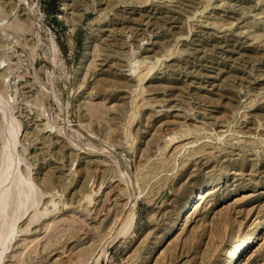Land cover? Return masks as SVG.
<instances>
[{"label":"rangeland","instance_id":"1","mask_svg":"<svg viewBox=\"0 0 264 264\" xmlns=\"http://www.w3.org/2000/svg\"><path fill=\"white\" fill-rule=\"evenodd\" d=\"M0 104V264H222L264 222V0H0Z\"/></svg>","mask_w":264,"mask_h":264},{"label":"bare ground","instance_id":"2","mask_svg":"<svg viewBox=\"0 0 264 264\" xmlns=\"http://www.w3.org/2000/svg\"><path fill=\"white\" fill-rule=\"evenodd\" d=\"M2 104V103H1ZM0 104V105H1ZM2 106V105H1ZM2 109H3V106L1 107ZM5 110V109H4ZM4 110H3V113H4ZM6 112V111H5ZM9 119V118H8ZM10 133L11 134H9V135H11L10 137H8V138H11L12 137V134L14 133V131L12 132V131H10ZM7 138V137H6ZM13 138V137H12ZM15 138V137H14ZM6 140H8V139H6ZM13 140V139H12ZM11 141V140H10ZM7 141H5V143H6ZM13 142V141H12ZM11 142V143H12ZM16 142V141H15ZM10 143V144H11ZM6 144H9V143H6ZM9 144V145H10ZM12 146L14 145V142L11 144ZM4 146H5V144H4ZM8 146V145H7ZM5 148V147H4ZM8 148V147H7ZM14 149V148H13ZM6 150V149H5ZM9 151H13V150H9ZM10 152V153H11ZM6 154H8V151H6L5 152ZM4 153V154H5ZM8 154V155H13L12 153L11 154ZM5 154V155H6ZM7 156V155H6ZM5 156V160H6V157ZM11 158H12V156H10ZM11 158H10V160H11ZM13 160H14V158H13ZM6 162V161H5ZM21 162V161H20ZM6 163H8V165H9V160H8V162H6ZM5 163V166L7 165ZM10 163H12V161L10 162ZM14 163H15V160H14ZM13 163V168H14V166H15V164ZM18 164V163H17ZM7 165V166H8ZM17 166V165H16ZM10 167V166H9ZM3 169V168H2ZM4 169H6V167L4 168ZM3 169V170H4ZM11 169H12V166H11ZM10 169L8 168V170H6L7 171V173H5L4 172V174L6 175V177L7 176H10V178H11V174L13 173V171L11 172V174L10 175H8V173H10V172H8ZM13 170V169H12ZM2 172V171H1ZM2 175V174H1ZM12 177H14V176H12ZM7 178H9V177H7ZM0 179H2V178H0ZM3 179H4V177H3ZM11 179H13V178H11ZM11 179H9V182H12V181H10ZM3 180H1L0 181V183L2 182ZM5 181V180H4ZM13 181H15V179L13 180ZM6 182H8V180L6 181ZM6 182H2V183H4V185H5V183ZM16 183H14V185L15 186H13L12 185V187H10L9 186V183H8V186H4L3 185V187H5V189L4 190H1V191H4V193H5V190H6V187L8 188V187H10V189L8 188V191H6V194H5V197H3L4 199H2L1 200V198L2 197H0V201H2V203H0V222H1V219H3V220H5L6 219V216H7V212H8V208H10V205L12 206L13 205V208L15 209L14 211L16 212V210H18L19 208H20V206H23L25 203H26V200H27V198H28V196H29V187L27 188L25 185H24V183L23 182H21V181H15ZM7 184V183H6ZM2 185V184H1ZM1 185H0V189L2 188L1 187ZM11 185V184H10ZM197 190V189H196ZM211 191V190H210ZM212 192V191H211ZM211 192H209V185L208 186H203V187H201V188H199L195 193H194V195H192V196H190L189 197V199L186 201V203H185V205L183 206V208L181 209V211H180V213L178 214V216H177V218H176V220H175V222H174V226L172 227V231L170 232V234H173L175 231H177V230H180L181 228H183L184 226V224H185V222H186V219H188L189 217H190V215L199 207V205L200 204H203L205 201H206V199L209 197V195L211 194ZM33 194V192H30V194ZM2 195V194H1ZM4 195V194H3ZM28 203H29V201H28ZM31 204H33V202L31 203ZM14 213V212H13ZM21 212H19V214H20ZM129 216V215H128ZM20 217V216H19ZM17 218H18V216H17ZM17 218H15V219H17ZM133 219H134V217L132 216V217H130V218H127L126 217V221H124L125 223H124V227L121 229V231L122 230H124V229H126V228H128V227H130L131 225H132V223H133ZM10 220V219H9ZM12 220V219H11ZM118 221V220H117ZM9 222V221H8ZM11 222V221H10ZM9 222V223H10ZM1 224H2V222H1ZM5 227H3L2 229L3 230H5V232H6V229H4ZM264 229V222H262V223H259L256 227H255V230L252 232V233H250L247 237H245V238H242V239H240V240H238V241H236L230 248H229V250L230 251H228V255H226V258H224L223 259V263L222 264H237L238 262H239V260L241 259V257L243 256V254L245 253V252H247L248 250H250L251 248H253V246L255 245V243L257 242V240L261 237V232H262V230ZM4 232V233H5ZM8 232V231H7ZM3 233V231H1V233H0V236H1V234ZM259 234V235H258ZM3 235V234H2ZM4 236V235H3ZM8 236V235H7ZM0 239H2L1 240V243H2V245L3 246H5L6 244L4 243V239H3V237L1 236L0 237Z\"/></svg>","mask_w":264,"mask_h":264}]
</instances>
